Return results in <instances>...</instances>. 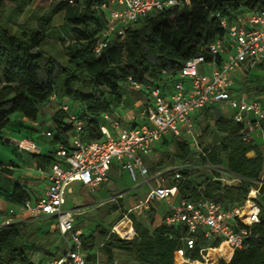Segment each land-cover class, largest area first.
Returning <instances> with one entry per match:
<instances>
[{
  "label": "trees",
  "instance_id": "16d2710c",
  "mask_svg": "<svg viewBox=\"0 0 264 264\" xmlns=\"http://www.w3.org/2000/svg\"><path fill=\"white\" fill-rule=\"evenodd\" d=\"M7 1L25 0H0V142L7 139L5 129L14 126L13 115L37 120L40 107L51 100L53 94L57 95V101L67 98L71 103L70 111L83 119L85 140L100 139L105 114L119 115L122 105H133L146 95L143 90L130 87L129 76L139 81L151 78L164 89L168 88L185 62L199 55L205 44L223 33L213 13L220 11L232 16L237 12L264 9V0H191L189 6L166 8L138 20L127 28L124 38L110 37L109 44L98 54L95 47L107 22V11L101 7L106 0H51L52 6L34 26L23 22L17 32H12L2 22ZM61 12L71 27V41L64 42L66 64L43 48L51 35L53 18ZM247 89L244 88L246 92ZM66 115L62 108L55 111L53 125L49 128L53 136L49 138L42 133L48 140L46 148L39 153L30 152L27 162L43 169L61 162L57 148L60 144H70ZM215 124L227 134L219 144L203 147L210 149L209 160L226 164L228 171L245 179L239 185H228L214 180L210 174L199 182L186 171L185 178L177 182L179 191L194 200L199 197L201 187L207 196L233 206L243 203L252 187H260V222L253 226L254 236L248 240L247 248L236 249L233 258L229 262L222 260L221 264H264L263 142L244 140L241 132L244 124L232 118L219 115ZM261 127L264 134V120ZM162 140L173 145L176 159H194V150L186 138L165 136ZM251 151L256 155L249 157ZM256 180L262 183L255 184ZM31 196V187L22 178H14L12 190L0 184V200L15 206L24 205ZM119 199L122 201V197ZM128 215L136 231L133 238L122 239L112 229L110 234L105 231L101 236L93 231L83 232L84 248L90 252L89 264H97V251H92L106 237L111 239L109 244L116 243L132 257L128 264H176L175 252L183 247L181 227L169 225L164 219L150 227L135 212ZM53 223V217H42L0 226V264H47L50 258L60 257L64 246H55L57 238L54 237L57 234L62 241L59 231H42V226H53ZM109 259L117 264L112 254Z\"/></svg>",
  "mask_w": 264,
  "mask_h": 264
},
{
  "label": "built area",
  "instance_id": "2783aa9c",
  "mask_svg": "<svg viewBox=\"0 0 264 264\" xmlns=\"http://www.w3.org/2000/svg\"><path fill=\"white\" fill-rule=\"evenodd\" d=\"M190 4L191 0H106L101 7L107 11V22L95 50L100 54L110 37L124 38L129 26L153 12ZM213 16L223 33L205 44L199 55L185 62L170 87L164 89L151 78L139 81L128 77L130 87L143 90L146 95L136 100V107L122 105L120 110L125 115L105 114L100 139L85 140L83 119L70 111L68 104H60L59 108L67 112L65 127L70 129V144L58 146L61 162L50 169L37 168L22 159L26 161L22 168L40 179L42 187L36 198L31 196L24 205L9 209L0 226L27 218L53 217V227L60 233L64 253L50 258L47 264H89L83 231L76 225V209L65 207L68 191L78 181L95 193L110 181L112 164L119 162L133 180L140 179L148 187L145 200L138 207L130 208L125 217L139 207L150 210L153 203L161 201L168 206L162 219L181 227L183 247L175 252L176 264H221L222 260L229 262L236 249L247 248L248 240L254 236L253 226L260 222V187H252L243 203L226 206L207 196L201 187L199 197L192 200L188 194L180 193L177 184L185 178L186 171L191 174L193 170H208L214 180L228 185H239L245 179L209 160L210 149L205 150L195 134L193 114L196 111L225 102L234 111L232 119L244 124L241 131L244 140H255L253 132L262 130L264 94L249 95L235 85L239 71L246 65L254 67L264 63V9L237 12L232 16L217 11ZM51 99L58 100L57 95L53 94ZM43 134L53 136L50 130ZM165 136L186 138L194 150V159H177L173 165L153 171L145 157ZM262 137L264 140V134ZM15 146L21 157L27 152H40L37 142L28 137L16 140ZM203 158L206 160L202 161ZM18 215L24 217L15 220ZM128 220L134 228L132 219ZM116 226L111 231L122 239L136 235L134 231L125 237ZM99 261L97 254V264Z\"/></svg>",
  "mask_w": 264,
  "mask_h": 264
},
{
  "label": "rangeland",
  "instance_id": "374dc122",
  "mask_svg": "<svg viewBox=\"0 0 264 264\" xmlns=\"http://www.w3.org/2000/svg\"><path fill=\"white\" fill-rule=\"evenodd\" d=\"M24 5H27V2H24ZM52 6L51 0H34V3L29 7H14L10 5L8 8L4 9L1 17L2 22L5 25L9 26V23L19 24L26 22L30 26H34L37 21L40 19L42 14ZM21 7L23 9H21ZM55 25L51 32L49 38L46 40L44 44V49L49 53H53L56 55L58 59L61 61L65 60V51L61 49L64 46V42H69V40L64 38H70L71 27L69 24L64 22L62 15L55 16ZM10 27V26H9ZM14 29V27H12ZM50 37H53L50 40ZM51 41L53 43H51ZM58 41H60L58 43ZM64 62V61H63ZM239 82L235 85L237 88H248L249 95L261 96L264 94V65L261 66H245L243 69L239 71ZM244 91V89H241ZM60 104H68L70 105V101L67 98H62L60 101L57 100H49L47 103L43 104L40 107L39 112V123L38 125H34L32 122L25 120L21 114H16L11 117L14 126L11 127L13 132L9 133L8 141L0 142V160L4 162L12 161L15 163H19L22 166L26 163L22 159H26L29 155H25L21 157L20 154L14 151L13 146V138H17V131H25L27 132L30 138L34 139L43 146L48 140L42 136V132L47 130L53 125L52 116L60 107ZM129 107H133V105H129ZM134 107H136L134 102ZM130 109V108H129ZM121 113L125 115V111L121 109ZM215 119L212 120V125H210L208 132H205L206 124L204 119L201 120L199 129L196 130L195 134H198V142L203 146H211L213 144H217L224 137L222 134L217 133L215 126L213 125ZM9 129H5V133L7 134ZM256 136V141L262 143L263 137L262 134H254ZM170 137V136H169ZM175 149L173 145L169 142H165L161 139V141L157 144L156 149L151 157H148V163L153 166V171L157 168L168 167L173 165L176 162V158L174 157ZM27 156V157H26ZM26 157V158H25ZM22 160V161H21ZM27 160V159H26ZM22 162V163H21ZM202 162V161H201ZM203 163V162H202ZM223 165V163H220ZM221 166V165H220ZM224 166V165H223ZM222 167V166H221ZM4 171V167H2ZM5 173H9V171H4ZM197 172V171H196ZM218 172V171H217ZM191 176L195 175V171H193ZM210 172L208 170H201V172L195 175L194 177L197 180L201 181L204 178L208 177ZM15 179H19V177H15ZM25 182H29V178H22ZM114 183L111 185V191L114 193H120L122 190L130 189L129 193L121 195L122 201L117 199L118 201H109V193H105L103 195H95L91 193L86 187H79L77 190H72L68 194L67 203L65 207L67 209L75 208V220L77 227L81 228L86 234L90 232H95L96 236H101L102 232H108L110 234V230L117 225V227H121L124 223H128L130 219L128 216L125 217V214L128 213V210L131 207L140 203V200L145 195V185L141 183V180H133L131 174L127 170H119L114 175ZM2 182V179L0 178ZM255 184H260L261 180H256ZM72 186V185H71ZM139 190V191H138ZM129 198H132L131 203H129ZM145 200V197L142 201ZM158 207L165 210L167 205L163 202L161 204H152L151 207ZM166 206V207H165ZM151 208L150 211L145 210L142 207H139L134 210L136 215L140 220L148 224L150 227H154L157 224L155 220V209ZM168 208V207H167ZM154 216V217H153ZM153 220L155 222L153 223ZM40 225L39 222H37ZM42 231L49 230L50 232H54V227L52 225L43 227ZM120 236V235H119ZM57 238V242L55 246L59 248L62 246V241L58 238L57 234L54 235ZM111 239L106 237L105 239L100 240L99 244H97L96 249L92 252L97 251L99 256V264H113L109 259V255L112 254L114 260L117 261V264H128L132 262V257L123 249H121L116 243L109 244ZM85 252L89 254V251ZM113 260V261H114Z\"/></svg>",
  "mask_w": 264,
  "mask_h": 264
},
{
  "label": "crops",
  "instance_id": "0c3cea01",
  "mask_svg": "<svg viewBox=\"0 0 264 264\" xmlns=\"http://www.w3.org/2000/svg\"><path fill=\"white\" fill-rule=\"evenodd\" d=\"M24 2H27V5H24ZM34 3V0H25V1H21V2H10V1H7V2H5V5H4V8H3V11H4V9L6 8V6H7V8L10 6V5H12V6H14V7H20L21 5H23V7L25 6V7H29L31 4H33ZM24 7V8H25ZM21 9H23L22 7H21ZM56 15H62V18H63V20H64V12H61V13H58V14H56ZM55 15V16H56ZM55 16H54V18H53V27L55 26V25H57V24H55ZM2 18V17H1ZM64 22H65V20H64ZM5 25V24H4ZM6 27H8L12 32H17L18 30H19V28H18V26H17V23L15 22L14 24H11V22L9 23V26L8 25H5ZM12 27H14V29H12ZM52 38L53 37H50V40H52ZM64 39H67V40H69V41H71V36H70V38H64ZM60 41H58V43H59ZM51 43H53L52 41H51ZM43 47H44V45H43ZM61 49L62 50H64V46H62L61 47ZM45 50V49H44ZM45 51H47V50H45ZM48 52V51H47ZM49 53V52H48ZM49 54H51L52 56H54L56 59H58L57 57H56V55L55 54H53V53H49ZM60 62H62V63H64V64H66V63H68V57L66 56V54H65V60H63V61H61V59H58ZM238 81L236 82V84L239 82V78L237 79ZM243 89H244V87H243ZM247 89V88H246ZM240 91L241 92H243V90H241L240 89ZM245 91V90H244ZM245 93H249L248 91L247 92H245ZM233 114H234V111H233V109L227 104V103H225V102H223V103H219V104H216V105H211V106H206L205 108H203V109H201V110H198V111H196L194 114H193V117H194V122H195V127L197 128V129H199V126H200V122H201V120L202 119H204V122H205V124H206V127H205V131H204V133L205 132H208V129H209V127H210V125H212V120L213 119H215V121H214V123H213V125L215 126V128H216V131H217V133H219V134H222L223 135V137L225 138V136H226V132H223V131H221V130H219L217 127H216V124H215V122H216V118H217V116H219V115H223L225 118H232L233 117ZM16 115V114H15ZM14 116V115H13ZM24 117V119L25 120H28V121H30V122H32L34 125H38V123H39V120L37 119V120H33V119H30V118H28V117H26V116H23ZM47 130H49V128L47 129ZM47 130H45V131H47ZM11 131L13 132V130L12 129H10L8 132H7V134H6V137H7V139H8V136L9 137H11L10 135H9V133H11ZM45 131H43V132H45ZM42 132V133H43ZM15 134H17V138H13V146H14V151H16V152H18L17 151V149H16V146H15V142H16V140H19V139H21V138H26V137H28V133L27 132H25V131H17ZM253 134H263V132H262V130H256L255 132H253ZM43 135V134H42ZM12 138V137H11ZM30 138V137H29ZM223 138V139H224ZM222 139V140H223ZM255 139H256V136H255ZM222 140H220L219 142H217V144H219ZM6 142V140L4 141V143ZM37 142V141H36ZM38 145H39V147H40V152L42 151V150H44L45 148H46V146H47V144L46 143H44L43 144V146H41L39 143H37ZM217 144H213V145H211V146H208V147H213V146H215V145H217ZM202 146V145H201ZM203 147V146H202ZM156 149V148H155ZM155 149H154V151H155ZM154 151L152 152V153H150V154H148L146 157H145V159H146V162H147V164L149 165V166H151L149 163H148V161H147V159H148V157H151L152 155H153V153H154ZM261 151L263 152V155H264V145H262L261 146ZM27 154L29 155V153L27 152ZM26 153H25V155H27ZM25 155H23V157L25 156ZM256 155V153H255V151H251V152H249L248 153V156L249 157H253V156H255ZM27 157V156H26ZM25 157V158H26ZM28 158V157H27ZM26 158V159H27ZM25 159V160H26ZM177 160V159H176ZM3 161V160H2ZM1 160H0V170H3V168L2 167H4V168H9V170H11V171H9V173H5L4 171H0V178L2 179V182L0 181V184L2 185V186H4V187H6V188H8V189H10V190H12L13 189V187H14V178L15 177H19V178H30V181L29 182H27L28 184H29V186L31 187V191H32V198L34 199V198H36L38 195H39V193H40V189H41V187H42V181L40 180V179H38L34 174H32L31 172H29V171H26V170H24V168H22V165L21 164H19V163H15L14 165H12L10 162L11 161H9V162H2ZM13 161V160H12ZM22 161V160H21ZM10 163V164H9ZM22 163V162H21ZM29 163V162H28ZM30 164H32V163H30ZM151 167H153V166H151ZM224 167H226V164H224ZM125 170L123 167H122V165L119 163V162H114L113 164H112V167H111V179H110V181L109 182H107V183H104V184H102L98 189H97V191L95 192V193H93V194H95V195H103L104 194V192L105 193H109L110 195H109V201H118L117 199H119V197H122L121 195H124V194H127V193H129V191L131 190V188L129 189H126L125 191L124 190H122L120 193H114V192H112L111 191V185H113V183H114V175L119 171V170ZM4 170H6V169H4ZM193 171H195V175H197V173H198V170H193ZM192 171V172H193ZM197 171V172H196ZM199 173H200V171H199ZM194 176V175H193ZM72 186H70V188H69V191H68V194H69V192H71L72 190H77V188H79V187H84V186H82V184L80 183V182H78V181H76V182H74V183H72L71 184ZM139 191V190H138ZM145 195H144V197L146 198V196H147V191H148V187L145 185ZM143 197V198H144ZM67 198H68V195H67ZM114 198V200H111V199H113ZM143 198L140 200V203L139 204H137V205H135L134 207H131V208H135V207H138L140 204H141V202H142V200H143ZM131 201H132V198H129V203H131ZM156 203H158V204H161V203H163V202H155V203H153V204H156ZM166 204V203H165ZM15 205H13L12 203H10V202H7V201H5V200H0V224L5 220V218H4V214L9 210V209H11L12 207H14ZM153 207V206H152ZM166 207V206H165ZM168 207V206H167ZM166 207V209L164 210L163 208H162V206H161V208H158V207H156V206H154L153 208L155 209V220H156V222L157 223H160L161 221H162V218H163V215L166 213V211H168V208ZM24 216L23 215H18V216H15V220H20V219H22ZM83 231V230H82ZM84 232V231H83Z\"/></svg>",
  "mask_w": 264,
  "mask_h": 264
},
{
  "label": "bare ground",
  "instance_id": "6f19581e",
  "mask_svg": "<svg viewBox=\"0 0 264 264\" xmlns=\"http://www.w3.org/2000/svg\"><path fill=\"white\" fill-rule=\"evenodd\" d=\"M116 230H118V232H119L121 235L125 236V237H126V236H131V235L134 233V230H133V228H132L130 222L127 223L126 225H122V226L119 227V228L116 226Z\"/></svg>",
  "mask_w": 264,
  "mask_h": 264
},
{
  "label": "water",
  "instance_id": "95a60500",
  "mask_svg": "<svg viewBox=\"0 0 264 264\" xmlns=\"http://www.w3.org/2000/svg\"><path fill=\"white\" fill-rule=\"evenodd\" d=\"M6 141H8V139H6Z\"/></svg>",
  "mask_w": 264,
  "mask_h": 264
}]
</instances>
